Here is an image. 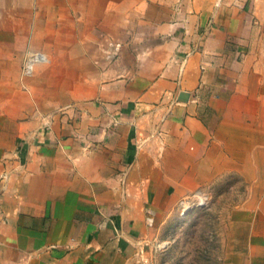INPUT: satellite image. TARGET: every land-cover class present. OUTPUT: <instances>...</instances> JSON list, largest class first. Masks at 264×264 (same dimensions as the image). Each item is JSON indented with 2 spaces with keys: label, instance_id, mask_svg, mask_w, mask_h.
<instances>
[{
  "label": "crops",
  "instance_id": "1",
  "mask_svg": "<svg viewBox=\"0 0 264 264\" xmlns=\"http://www.w3.org/2000/svg\"><path fill=\"white\" fill-rule=\"evenodd\" d=\"M30 46L71 64V119L0 120V264H146L178 195L259 174L264 0H0V80Z\"/></svg>",
  "mask_w": 264,
  "mask_h": 264
},
{
  "label": "rangeland",
  "instance_id": "2",
  "mask_svg": "<svg viewBox=\"0 0 264 264\" xmlns=\"http://www.w3.org/2000/svg\"><path fill=\"white\" fill-rule=\"evenodd\" d=\"M110 48L116 56L120 45ZM26 51L17 77L0 80V88H3L0 120L9 118L17 121L30 115L52 121L64 118L69 123L73 101L70 94L73 86L70 83L71 64H59L60 70L58 64L48 61L47 51L35 46L28 47ZM82 81H86V77L77 80L80 85ZM61 92L67 96L51 105L41 104L47 97L53 98ZM67 103V106L56 107ZM40 107L47 108L41 110ZM256 167L259 174L251 178L237 171L221 172L212 178L203 176L194 188L178 195L175 206L166 209L155 225L156 234L141 238L145 263L242 264L246 261L250 239L261 243L264 230L262 154L256 159ZM185 206L188 208L184 212ZM259 259L260 254L250 258L254 264Z\"/></svg>",
  "mask_w": 264,
  "mask_h": 264
},
{
  "label": "built area",
  "instance_id": "3",
  "mask_svg": "<svg viewBox=\"0 0 264 264\" xmlns=\"http://www.w3.org/2000/svg\"><path fill=\"white\" fill-rule=\"evenodd\" d=\"M110 44L114 45L115 47L118 46V45H120L119 42H116V43H112V42H110ZM67 105H68V103H67V104H63V105L59 104V105H57L56 107H57V108H61V107L67 106ZM2 176H3V174H0V178H1ZM162 246H163V245H162Z\"/></svg>",
  "mask_w": 264,
  "mask_h": 264
},
{
  "label": "bare ground",
  "instance_id": "4",
  "mask_svg": "<svg viewBox=\"0 0 264 264\" xmlns=\"http://www.w3.org/2000/svg\"><path fill=\"white\" fill-rule=\"evenodd\" d=\"M187 208H188V206H185L184 209H183V211L185 212L187 210Z\"/></svg>",
  "mask_w": 264,
  "mask_h": 264
},
{
  "label": "water",
  "instance_id": "5",
  "mask_svg": "<svg viewBox=\"0 0 264 264\" xmlns=\"http://www.w3.org/2000/svg\"><path fill=\"white\" fill-rule=\"evenodd\" d=\"M181 96H182V95H181ZM181 96H180V97H181ZM182 97L184 98V95H183Z\"/></svg>",
  "mask_w": 264,
  "mask_h": 264
}]
</instances>
